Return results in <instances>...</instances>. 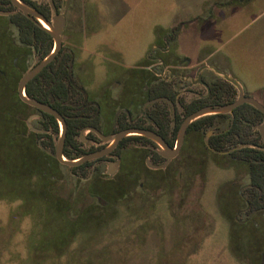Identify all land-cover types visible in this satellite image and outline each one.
<instances>
[{
    "label": "rangeland",
    "instance_id": "rangeland-1",
    "mask_svg": "<svg viewBox=\"0 0 264 264\" xmlns=\"http://www.w3.org/2000/svg\"><path fill=\"white\" fill-rule=\"evenodd\" d=\"M56 1L58 8L53 2L56 12L52 9L50 16L64 19L62 43L74 52L75 81L101 104L108 132L119 108L112 102L131 103L138 114L144 101L140 86L165 77L161 66L172 61L189 73L183 84L176 81L187 101L204 92L196 81L208 64L264 105V0ZM6 29L15 38V27L6 22ZM35 61L31 55L18 67L15 85ZM201 74L206 80L223 77L213 69ZM5 84L0 82L2 110L10 89ZM228 123L229 116L220 117L210 129H225ZM30 124L40 126L37 117ZM58 128L60 133L59 123ZM91 144L87 141L86 147ZM195 147L185 140L161 173L145 172L129 186L113 177L124 187L116 192L123 193L114 199L112 213L96 215L86 187L90 180L106 177L109 160L90 167L87 179L60 167L51 190L48 185L41 197L42 177L28 176L19 185L8 151L4 163L9 169L0 164V264H264V210L247 212L246 164L207 151L197 165ZM133 164L138 174L139 162ZM23 187L36 194L26 192L22 204V198H12ZM61 204L69 212L63 207L60 214ZM65 239L64 253L56 257Z\"/></svg>",
    "mask_w": 264,
    "mask_h": 264
},
{
    "label": "trees",
    "instance_id": "trees-1",
    "mask_svg": "<svg viewBox=\"0 0 264 264\" xmlns=\"http://www.w3.org/2000/svg\"><path fill=\"white\" fill-rule=\"evenodd\" d=\"M20 1L40 12L47 20L51 19L49 3L34 0ZM0 11L9 13L7 16H0V82L4 85L7 81L5 86L10 84L9 94L4 93V97L7 99L5 102L6 109L0 108V164L4 170L9 169L7 167L9 164L4 163V158L9 151L11 157L10 171L13 178H17V182L21 185L20 183L24 184L27 181L28 176L42 177L43 183L41 182V191L38 193L42 197L48 185L49 190H51L53 178L57 175L60 167H66L69 172L86 176L94 160L68 167L59 163L54 157L55 139L58 138L59 133L57 120L53 116L22 102L17 95V84H14L15 79L18 78L15 76L16 71L19 66L24 65L26 58L35 55L38 62L49 54L53 47L52 37L37 22L28 19L18 11L9 0H0ZM5 21L15 27V38L14 36L10 37L7 29L4 30ZM73 60L74 52L62 44L53 60L28 81L24 89L29 99L50 105L64 118L66 132L62 152L68 160L103 148V145L86 147L78 136L80 130L86 127L101 130L102 118L99 104L86 98V91L83 86L75 81ZM7 78H11L10 82L5 81ZM208 90V94L187 101L182 97H177V92L169 81L161 79L149 84L146 89V100L158 97L169 99L175 107L174 120L171 118L168 102L159 101L149 105L145 112H140L137 115H132L128 111H120L115 117L112 135L126 128H144L154 131L162 137L168 146L173 147L179 126L186 116L207 105L226 104L233 101V86L227 81L216 79L208 84ZM35 111L39 115L37 121H39L40 126L38 128L45 130V132L35 133L28 130L26 118ZM218 115L223 116L224 114L204 115L193 120L187 126V139H190L193 145L198 146L195 148L200 160H196V164H200L201 155L209 150L215 155L218 151H228L231 158L241 161L247 166L248 184L245 188L244 200L247 212L264 210V141H260L258 132L253 129L255 124L261 122L262 114L253 106L242 104L232 110L229 124L225 129L216 130L203 142L200 138L202 134L200 129L206 130L213 126L214 119ZM172 121H174V126L171 124ZM86 137L94 143L100 142V139L91 131ZM38 140H40L44 150L39 147ZM129 142L147 143L151 141L141 135H128L122 138L114 148L113 152L122 158V166L116 177H120V182L126 186L138 182L141 177L147 174L145 172L151 174L154 172L144 165L143 158L151 154L155 157L152 160L154 163L162 160L157 153L149 150H124ZM47 151H50L51 154H48ZM135 160L139 162L138 174H134L136 168L133 162ZM161 172L162 170H157L154 173L159 174ZM160 176L159 179H164L162 175ZM110 180L96 177L87 183V196L89 199L95 200L97 207H93L92 214L97 213V211L102 214L107 210L113 212L111 205L114 199L123 193V190L116 192L117 187L123 189L124 187L122 184L120 185V182L117 183V180L115 182ZM140 185L143 184L140 183ZM26 192L36 194L23 187L18 192L20 196L16 194L18 197L12 199L22 198L23 204ZM4 198L7 199L8 197ZM51 205L55 209L57 208L54 202H51ZM61 206L58 208L60 214L63 207H66L65 210L69 212V207L62 204ZM54 207L51 208L54 209ZM71 219L69 218V220ZM72 220L76 219L73 218ZM68 240L63 241L64 245L61 251L55 254L56 257L64 253ZM56 257L51 256L49 258Z\"/></svg>",
    "mask_w": 264,
    "mask_h": 264
},
{
    "label": "water",
    "instance_id": "water-1",
    "mask_svg": "<svg viewBox=\"0 0 264 264\" xmlns=\"http://www.w3.org/2000/svg\"><path fill=\"white\" fill-rule=\"evenodd\" d=\"M9 1L24 16H26L28 19L34 22H37L41 28H43L50 34L53 40V47L51 51L49 52V54L45 56L41 61L37 63H33L32 66L28 68V70L20 77L17 83L16 90H17L18 98L22 102L28 104L29 106L35 108L36 110H39L41 112H44V113H47L53 116L59 123L60 133L58 136V140L55 144L54 157L61 164H64L68 167H73V166L80 165L86 161L108 155L109 152L118 144V142L123 137L128 136V135H141V136H144V137H147L153 140L161 148L159 153L163 157L170 159V158L175 157L179 153L187 126L193 120L201 116L208 115V114L231 112L235 107L241 104H249L253 106L255 109H257L258 111H260L264 117V105L263 104H261L259 101H257L251 96H245L241 85L234 78L221 72L216 67L207 65L208 67L214 69V71L222 75L225 80L233 84L238 90V96L230 104L216 105V106H204L194 111L193 113L189 114L188 116H186L179 126L174 147L168 146L166 142L162 139V137L156 134L155 132L148 130V129H144V128H126V129L118 131L113 136H110V135H103L97 129L93 127H89L88 129L93 131L103 142L109 141L110 142L109 146L101 150L87 153L79 158L68 160L63 156V152H62L63 145H64V139H65V132H66V124H65L64 118L57 110H55L50 105L29 99L26 96L25 91H24L25 85L27 84V82L30 81L33 77H35L45 66H47L53 60L57 52L61 49L62 47V35L61 34H62L63 25H64V19L61 15L55 13L54 16L51 17L50 20H47L40 12L25 5L20 0H9ZM49 4L51 7V10L53 9L54 12H56L54 4H53V0H49ZM8 14H9L8 12L0 11V16H7ZM41 21L47 24L49 28L44 27ZM161 100H166L170 104L171 118L174 120V106H173V103L169 99L164 98V97H158V98L148 101L146 104H151V103L158 102ZM36 116L37 115L34 114V115H30L27 118V127L34 132H42V130L32 128L30 124L31 119ZM172 125H174V121L172 122ZM256 128L259 131V133L262 135V137H264V118H263L262 123L257 125ZM80 138L82 141H86V138L82 137L81 135H80ZM39 147L42 150H44L43 146L40 143H39ZM47 153L50 154V152L48 151ZM147 165L149 166L148 163ZM164 165L165 163L161 165H154V166L150 165V167L157 169V168L164 167ZM116 166H117V162L112 163L108 168V173L112 174L115 171Z\"/></svg>",
    "mask_w": 264,
    "mask_h": 264
},
{
    "label": "flooded vegetation",
    "instance_id": "flooded-vegetation-1",
    "mask_svg": "<svg viewBox=\"0 0 264 264\" xmlns=\"http://www.w3.org/2000/svg\"><path fill=\"white\" fill-rule=\"evenodd\" d=\"M34 1H43V2H46L45 0H34ZM53 2H54V4H55V6L58 8V3H57V1L56 0H53ZM48 3V2H47ZM50 5V4H49ZM63 44V43H62ZM166 49H167V47L165 48V50L164 51H166ZM32 57H35V55H32ZM36 58V57H35ZM149 60H152V59H154V58H148ZM161 59V58H160ZM186 60H188V59H186ZM39 62V61H38ZM173 62V61H172ZM169 63L167 66H166V64L165 65H162L161 66V68L162 69H164L163 71H165L166 72V76L165 77H157V79H153V80H151V82H149L147 85H145V87L144 86H140V88H141V94H140V99H141V96H142V99L144 100L142 103V105H143V108H141V110H140V112H145L146 111V109H147V107L149 106V105H151V104H153V103H151V104H146L148 101H150V100H146V89H147V87L149 86V84H152V83H155L156 81H158V80H161V79H164L165 81H169L172 85H173V88L176 90V81H178V83L179 84H183V82L185 81V80H187L188 79V74L189 73H185L184 72V65H182V67H179V68H177V66H179L178 64H176L175 62L174 63ZM35 63H37V59H36V61H35ZM208 65V64H207ZM207 65H204V68L205 69H212V68H210V67H208ZM32 66V65H31ZM147 65H142V66H139V68L140 69H145L146 71L148 70L147 69ZM166 68V69H165ZM204 68H202V69H204ZM201 69V70H202ZM218 69V68H217ZM201 70H200V73L198 74V79H197V81H196V83H200L201 84V86H203V89H204V92L202 93V94H200V95H198V96H203V95H205V94H208L209 93V90H208V84L210 83V82H212V81H214V80H216V79H222V80H224V81H227V80H225L223 77H220V78H215V79H211V80H206L204 77H203V75L201 74ZM214 70V69H213ZM150 71V70H149ZM221 72H223L222 70H221ZM224 73V72H223ZM226 74V73H225ZM228 75V74H227ZM141 78L142 79H144V76L142 77V75H141ZM228 83H230L229 81H227ZM141 83H142V80H141ZM189 85L191 84V82L190 83H188ZM231 84V83H230ZM232 86H233V92H234V95H233V101L237 98V96H238V90H237V88L233 85V84H231ZM242 87V86H241ZM243 89V88H242ZM176 92H177V97H182L181 96V92H179L178 90H176ZM243 93H244V95L245 96H249V95H247L246 94V92L243 90ZM198 96H196V97H198ZM196 97H194V98H196ZM86 98H88L89 99V96H88V94L86 93ZM183 98V97H182ZM139 99V100H140ZM141 99V100H142ZM155 99V98H154ZM184 99V98H183ZM193 99V98H192ZM89 100H91V101H93V102H96V103H98L99 104V106H100V114L102 113V111H101V104L98 102V101H96V100H93V99H89ZM138 100V101H139ZM152 100V99H151ZM185 100V99H184ZM191 100V99H190ZM161 101H166V100H161ZM189 101V100H188ZM232 101V102H233ZM159 102V101H158ZM167 102V101H166ZM232 102H230V103H232ZM154 103H156V102H154ZM230 103H226V104H230ZM103 104V103H102ZM169 104V103H168ZM226 104H216V105H226ZM115 105V106H114ZM147 105V107H146V109H144V107ZM216 105H207V106H216ZM242 105V104H241ZM133 106V104H131V103H129V104H124L123 102H121L120 100H118V99H115V101L114 102H112V107H115V108H117V107H119L118 109H117V113H116V115H115V117L119 114V112L120 111H128L129 113H131L132 115H137V114H135L134 113V111H132L131 109H130V107H132ZM169 106H170V104H169ZM240 106V105H239ZM238 107V106H237ZM236 108V107H235ZM111 110H113V108L111 109ZM39 111V110H38ZM139 112V113H140ZM232 112V111H231ZM231 112H224V113H216V114H224L223 116H220V115H218L215 119H214V124H213V126H211L210 128H213L214 126H215V122H216V120L218 119V118H220V117H225V116H229V121H230V113ZM260 112V111H259ZM138 113V114H139ZM261 113V112H260ZM37 115L36 117L37 118H39L38 116V112L37 111H35V113H33V114H31V115ZM262 114V113H261ZM262 117H263V114H262ZM175 118V117H174ZM264 118V117H263ZM263 118H262V120H261V122L260 123H257V124H255L254 126H253V129L254 130H256L257 132H258V134H259V136H260V138H261V140L260 141H264V137H262V135L259 133V131L257 130V128H256V126L257 125H259V124H261L262 123V121H263ZM173 122V121H172ZM172 124V123H171ZM229 124V123H228ZM113 128L115 127V120H114V122H113ZM172 126H174V125H172ZM89 127H86L85 129H81L80 130V132H79V138H80V135H81V132H83L84 130H88V133L91 131V130H89L88 129ZM113 128L108 132L104 127H103V124L101 125V130H98V131H100L103 135H112V132H113ZM210 128H207L206 130L205 129H203V128H201L200 129V132L201 133H203L204 132V139H203V142L205 141V139L206 138H208V137H210L216 130H211ZM36 129H38V130H42V132H45V130H43V129H40V128H36ZM96 129V128H95ZM123 130V129H122ZM209 130H211V132H209ZM221 130V129H220ZM30 131H32V130H30ZM120 131V130H119ZM152 131V130H151ZM34 132V131H33ZM42 132H35V133H42ZM91 132H93V131H91ZM118 132V131H117ZM154 132V131H153ZM94 133V132H93ZM178 133V132H177ZM207 133H210V135L208 136L207 135ZM95 134V133H94ZM96 135V134H95ZM97 136V135H96ZM113 136V135H112ZM98 137V136H97ZM86 138V141H82L81 140V138H80V140H81V142L82 143H84L85 145H86V142L87 141H89V142H91L92 144L90 145V146H95V147H99L100 145H103V148H106L107 146H109V144H110V142L108 141V142H103L99 137V139H100V142H98V143H94V142H92V141H90L87 137H85ZM124 138V137H123ZM176 138H177V134H176V137H175V141H176ZM187 138H188V136L186 135V132H185V134H184V138H183V142L185 141V140H187ZM149 139V138H148ZM151 142H147V143H134V142H129L128 143V145H127V147L124 149V150H129V149H138V150H149V151H152V152H154V153H157L161 158H162V160H160L159 162H156V163H154L152 160H153V158L155 159V157H153L151 154H149L148 156H146L145 158H143V163H144V165L148 168V169H150V170H152V169H156V168H152V167H150V165L151 166H154V165H161V164H166V165H164V167L165 166H167L168 165V163L170 162V160H172V159H174V158H176V156L178 155V154H180V150H179V153L175 156V157H173V158H170V159H167V158H165V157H163L159 152H160V150H161V148L153 141V140H151V139H149ZM39 143H40V140H38V145H39ZM41 144V143H40ZM175 144V143H174ZM89 146V147H90ZM117 146V145H116ZM115 146V147H116ZM114 147V148H115ZM174 147V146H173ZM103 148H101V149H103ZM114 148L109 152V154L108 155H105V156H102V157H98V158H95V159H92V160H94V163L92 164V166H91V168L92 169H94V168H96L97 167V165L100 163V162H103V161H105V160H109V164H108V166H107V174H105L106 175V177H104L103 179H106V180H109V179H112L113 177H115L116 175H117V173L119 172V170H120V168H121V166H122V158L120 157V155H118V154H116V153H114L113 152V150H114ZM209 149H210V147H208ZM101 149H99V150H101ZM95 151H97V150H95ZM48 152H50V151H48ZM94 152V151H93ZM209 152H210V150H209ZM212 152V151H211ZM91 153V152H90ZM218 153H227L228 155H229V152L228 151H218L217 152V154ZM50 154H51V152H50ZM235 160V159H234ZM89 161H91V160H89ZM236 161H238V160H236ZM87 162V161H86ZM115 162H117V166H116V169H115V171L112 173V174H110V173H108V168H109V166L112 164V163H115ZM239 162H241V161H239ZM147 163L149 164V166L147 165ZM83 164V163H82ZM164 167H162V168H164ZM162 168H157L156 170H154V171H157L158 169L160 170V169H162ZM78 175H80V174H78ZM89 175H90V173L88 174L87 173V175L86 176H82V175H80V176H82V177H85L86 179L89 177ZM103 177V176H102ZM99 178V177H98ZM91 181V180H90ZM247 207V206H246Z\"/></svg>",
    "mask_w": 264,
    "mask_h": 264
},
{
    "label": "bare ground",
    "instance_id": "bare-ground-1",
    "mask_svg": "<svg viewBox=\"0 0 264 264\" xmlns=\"http://www.w3.org/2000/svg\"><path fill=\"white\" fill-rule=\"evenodd\" d=\"M43 26L46 27V28H49L47 24H45L43 21H41Z\"/></svg>",
    "mask_w": 264,
    "mask_h": 264
}]
</instances>
